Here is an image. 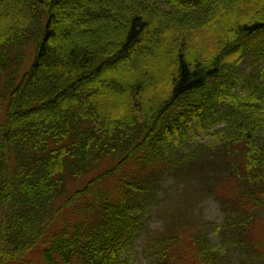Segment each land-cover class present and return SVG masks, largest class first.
<instances>
[{"label": "trees", "instance_id": "16d2710c", "mask_svg": "<svg viewBox=\"0 0 264 264\" xmlns=\"http://www.w3.org/2000/svg\"><path fill=\"white\" fill-rule=\"evenodd\" d=\"M170 176L264 210V0H0V264L40 247L43 264H130L141 197ZM247 221L225 233L246 242ZM143 251L236 264L176 221Z\"/></svg>", "mask_w": 264, "mask_h": 264}, {"label": "rangeland", "instance_id": "374dc122", "mask_svg": "<svg viewBox=\"0 0 264 264\" xmlns=\"http://www.w3.org/2000/svg\"><path fill=\"white\" fill-rule=\"evenodd\" d=\"M74 7L79 9L80 5L74 4ZM76 25L77 22L74 23L71 18L68 27L69 33L75 32ZM64 30L66 31V29ZM101 37L104 38L105 36L102 35ZM193 146L196 147L197 145L193 144ZM108 161V159L102 161V167L106 170L109 169ZM102 167L92 172L89 177L80 178L77 184L73 181L70 189L81 190L93 177L100 174ZM119 177L120 173H117L111 179L105 180L110 183L103 186H100L99 183L93 188V191L101 194L103 189L110 187ZM157 189L150 195L141 197L142 217L146 230L129 249L130 264H153L149 256L143 251L145 242L153 231L164 232L173 221L183 225L185 229L192 225L199 230L207 231L211 242L236 264L243 262L246 264H264V210L251 208L239 198L236 200L233 191L225 192V197L222 195L215 197L210 192L202 191L199 183L195 180L181 176L166 178L160 188ZM84 207V204L73 202L70 207L61 211L55 217L44 239L49 238L65 225L77 221L81 217V211ZM230 217L235 220L240 218L248 220L247 225L250 229L246 242H242L240 237L234 238L225 233L226 221ZM232 228L235 230V227ZM40 251L41 247L28 257V262L43 264Z\"/></svg>", "mask_w": 264, "mask_h": 264}]
</instances>
